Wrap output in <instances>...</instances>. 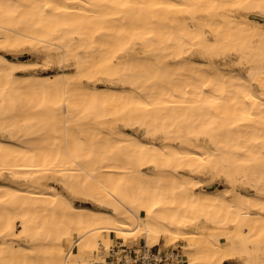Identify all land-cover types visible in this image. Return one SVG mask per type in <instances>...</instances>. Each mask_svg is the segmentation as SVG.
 <instances>
[{"label": "bare ground", "instance_id": "6f19581e", "mask_svg": "<svg viewBox=\"0 0 264 264\" xmlns=\"http://www.w3.org/2000/svg\"><path fill=\"white\" fill-rule=\"evenodd\" d=\"M144 235L264 264V0H0V264Z\"/></svg>", "mask_w": 264, "mask_h": 264}, {"label": "built area", "instance_id": "2783aa9c", "mask_svg": "<svg viewBox=\"0 0 264 264\" xmlns=\"http://www.w3.org/2000/svg\"><path fill=\"white\" fill-rule=\"evenodd\" d=\"M105 250V248H104ZM180 253L160 244H130L124 240L105 251L106 261L96 264H187Z\"/></svg>", "mask_w": 264, "mask_h": 264}, {"label": "rangeland", "instance_id": "374dc122", "mask_svg": "<svg viewBox=\"0 0 264 264\" xmlns=\"http://www.w3.org/2000/svg\"><path fill=\"white\" fill-rule=\"evenodd\" d=\"M32 51L30 50V48H25L24 49V51H23V53H21V57L23 58V59H25V60H27V61H30V62H37L38 64L39 63H41L42 62V60H43V56L42 55H34V54H32L31 53ZM34 70H37L38 72H42V73H46L47 71L46 70H44L43 69V67L42 66H37V68H35ZM34 70H31V71H34ZM59 70H61V68L58 66V65H56V66H54L53 68H50V70L48 71V72H51V73H55V72H57V71H59ZM122 240H124V238L123 237H117V242H120V241H122ZM144 241H146V237H145V235L144 236H142V242H144ZM128 243H130V244H134V243H137V239H136V237H130L129 238V240H128ZM160 245H162L163 247H170V249H174L176 252H179L180 253V251H181V248H180V245L178 244H172L173 246H171V245H168V243H167V239L166 238H163L162 239V241H161V243H159ZM165 244V245H164ZM168 245V246H167ZM168 247V248H169ZM173 247H176V249L175 248H173ZM102 248V247H101ZM103 249V248H102ZM181 253H182V251H181ZM180 253V254H181ZM182 255H180V258H182L181 257ZM188 264V263H187Z\"/></svg>", "mask_w": 264, "mask_h": 264}]
</instances>
